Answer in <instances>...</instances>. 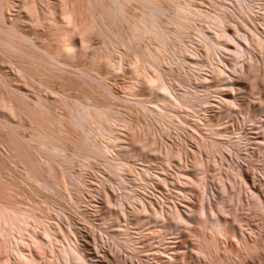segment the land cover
I'll return each mask as SVG.
<instances>
[{
	"label": "rangeland",
	"instance_id": "rangeland-1",
	"mask_svg": "<svg viewBox=\"0 0 264 264\" xmlns=\"http://www.w3.org/2000/svg\"><path fill=\"white\" fill-rule=\"evenodd\" d=\"M49 1L0 0V207L32 208L87 264H264V13H240L238 2L251 0H187L227 13L224 65L209 47L214 31L197 17L188 27L177 23L174 0ZM65 8L75 12L72 25L63 20ZM144 11L160 14L164 36L141 35L135 23ZM70 32L85 51L73 59L57 54ZM21 35L29 38L24 48ZM161 39L162 63L152 57ZM236 48L243 56L233 60ZM137 50H153L142 66L151 62L181 100L206 96L208 106L190 109L201 127L184 118L161 122L143 108L150 103L129 98L137 76L152 71L142 70ZM100 127L124 133V175L151 213L128 199L119 172L92 147ZM184 204L195 209L190 223L177 225L170 213L166 226L157 221L156 210L177 205L184 213ZM203 204L218 211L225 231L203 220Z\"/></svg>",
	"mask_w": 264,
	"mask_h": 264
},
{
	"label": "bare ground",
	"instance_id": "bare-ground-1",
	"mask_svg": "<svg viewBox=\"0 0 264 264\" xmlns=\"http://www.w3.org/2000/svg\"><path fill=\"white\" fill-rule=\"evenodd\" d=\"M44 1H46V0H44ZM47 1H49V0H47ZM174 1H175V3L174 2L173 3L176 4L175 6H177L175 13H176V16L179 17V19H177L179 21H177L175 19L177 21V23L178 22L181 23V25H183V27H188V25H189L188 18L189 17H197L200 21L206 22V26L209 27L212 31H214V35H215V37H212L209 40L211 44L210 43H207V44H208V46L210 44L209 47L210 48L212 47L217 54L221 53L219 55V58L216 59V61L223 63L224 65H229L225 61V58H224L226 55L229 54L227 51L230 50L228 44L226 43V41L229 38L226 37V35H225V33L227 32V25L230 22V19H228L227 13L225 11H221L220 8H216L214 12L203 10L197 6H194V7H196V8H194V7H192L193 4L187 0L184 2H180V0H174ZM52 3L49 4V7H48L49 9H47V10H48V15L51 18H53V20H54L55 19V10H54V6L52 5ZM10 4H12V2H10ZM10 4L7 7L8 9H9V6H11ZM238 5L240 8L239 9L240 13H242L244 15H246L247 13L250 15L251 13H254V12H257L260 14L264 13V4L261 3L259 0H251L245 6L241 1H239ZM67 9L68 8H65V10H67ZM69 9H71V8H69ZM72 10H74V9H71V11ZM65 12L66 13L63 17V20L66 21L65 23H69L72 25V21L74 19L73 14L75 12L72 14L69 10H67ZM9 13L11 14V12H9ZM150 15H152L154 18L150 17ZM44 16H45V14H44ZM152 18L154 19V21L151 20ZM159 18H161L160 14H157V13L153 14L151 12L149 13L147 11H144L142 13V15L139 16V18H138L139 20L136 22L137 24L135 23V26L136 27L138 26L137 28L141 27V29L140 28L138 29V31L141 30V35L142 34L145 35L148 32L147 34L150 37L152 36L150 34H153L154 38L156 37L159 39V38H161V36L163 34L165 35V33H163V30L161 29L162 30L161 31L159 29V25L157 24ZM49 20H50V18H49ZM139 21H140V23H138ZM54 22H56V21H54ZM73 24H75V23H73ZM75 26H77V25H75ZM80 27L82 28V26H80ZM136 27H135V29H136ZM72 28L76 32H78V29H81V28L77 29L76 27H72ZM86 29H88V28H86ZM248 29H249V27H248ZM149 31L151 32L150 34H149ZM202 31H203V29L201 30V32ZM138 33L139 32H137V34ZM199 33L200 32H198V34ZM24 34H26V33H24ZM75 34H73L71 32H70V34H67V35L65 34L66 37L64 38V41H63L65 43V45H64L65 47L57 50V54L64 55V56H67V57H70L73 59V57H77V55H79L80 53L82 54L83 52H85L80 47H78V45H77L78 42H76V40H75L76 38H74ZM252 35L255 36V31H252ZM21 36H23V35H21ZM21 36L19 38H22ZM242 37L244 38V40L249 45L252 46L251 37L249 36L248 33L243 32ZM22 39H25V41L23 40V42H22L20 39L19 41H21L22 43L18 42V44L19 43L22 44V47L28 46L29 43L26 44V40H29V38L27 39L25 36H23ZM164 41H162V39L159 40V42L161 43V44L159 43L160 45L157 44L158 46H160L159 50H156V47L158 48V46L153 45L155 47V48L153 47L155 53H153L152 52L153 50H151L153 55L149 51H148V53H145V50H144V52H143V50L141 51V53L143 52L144 55H143V53L142 54L139 53L138 50H137L138 52H136V53L141 54L140 58L142 56H145V55H149V56L152 55V57L154 59L153 61H158L160 59V54H163V51L161 48H164L163 49L164 51L167 49V47H166L167 43H165L166 41L165 42ZM233 41L236 43V46H239V47L241 46L240 43L236 39H234ZM30 45H29V47H30ZM32 45L34 46L35 44H33V42H32ZM16 46H18V49H19V45H16ZM85 48H87V47H85ZM145 49L148 50L147 48H145ZM236 49H237L236 50L237 53H235L236 56H234L233 60L243 56V53L238 48H236ZM24 50H26V49H24ZM160 50L162 52H160ZM159 52H160V54H159ZM191 55H193V54H191ZM213 55H214V53H213ZM191 57H193V56H191ZM138 58H137V62L141 61L142 59H145L144 57H142L141 59L138 60ZM150 59H152L151 56H150ZM146 60H148V57L146 58ZM183 60L187 61L188 63L192 62V61L189 62L188 60H186V58H184ZM159 62H161V61L159 60ZM217 62H214V61L211 62L212 71L217 72V75H219V74H221V72L223 70H222V68H220V70H217L220 67V65ZM142 63L140 62V64H141L140 66L145 64L143 60H142ZM150 64L153 67V64L151 62H150ZM192 64H198V62H192ZM151 65H149V66L151 67ZM204 65H206V64H201V67ZM137 66L139 67V63H137V65H135V67H137ZM149 66L147 65L146 67H149ZM150 67L148 70L151 69ZM199 67H200V65H199ZM199 67H198V69L196 68V70H200ZM143 68L144 67L142 66V70H143ZM135 69H138V68H135ZM140 69H141V67H139V70ZM153 69H151L152 70L151 76H152V72H153V75L155 73V71ZM139 70H138V73H136L138 75L141 74L139 72ZM148 70L147 69L145 70V68H144L143 71L147 72ZM155 70H156V68H155ZM234 71H236V69H234ZM136 72H137V70H136ZM156 72H158V67H157ZM142 74L145 75V78H143ZM142 74H141L142 78H140L134 74L135 76H137V78L135 77L137 82H135L134 85L131 84L133 86L132 87L130 86L131 89L129 87L130 90L127 88L129 90V94H130L129 95L127 93L129 95V98L130 97L132 98V96H133L137 100L142 99L144 101L143 103H145V102L150 103L149 105L144 104V106H143L142 102L140 103L139 100L137 101L138 104H142L143 108L146 111H148L150 113L152 112V114L158 115L161 118V122L162 121L165 122L166 119H171L172 122L173 121L176 122V125H180L181 122H183L182 118H184V121H186V122H188L190 120L191 121L194 120L193 123H195L196 127H201L202 124L199 122V118L193 117L192 113L190 112V109H193L196 106L197 107L198 106H208L207 104L210 101L206 98V96H202V97L198 98L199 100L196 103L193 102L194 99H189V98H188V100L183 99L184 100L183 101L179 97L180 95L178 96L177 93L174 92L175 90L171 88L172 85H169L168 84L169 82L168 83L166 82L170 79L167 80L165 78L166 76L164 77L163 74L160 75V72L155 73L156 75H154L152 77L151 76L149 77L148 72H147L148 75L145 72ZM228 76L230 77V74ZM135 78H134V80H135ZM141 79H144L142 82L146 81L145 82L146 87L142 86L143 83L141 82ZM202 79H203V83H205V84L211 82V79L208 77H203ZM134 80H133V82H134ZM130 81H132V80H130ZM136 87H137V89H135ZM149 93L151 94L150 95L152 97L151 99L146 97ZM188 93L193 96L192 98H194V94L191 91H188ZM172 118L174 120H172ZM111 122H112V120H111ZM212 127L213 126H207L206 128L210 130V129H213ZM99 129L101 130L99 135H98L100 139H99V141L97 140V142H96L93 139L94 137L90 136L91 139H93V142H91V143H93V146H92V144H91V146L96 149L95 152L98 151L101 153V155L103 154V156L111 162L110 164L112 165V167H114L116 169V171L119 172L120 176L123 179V181L121 182V183H123L122 187L124 189H126V193H127L126 195H127L128 199L129 198H131L133 200L138 199V197H140V196H137L134 185L131 184L130 181L128 180V178L124 175V173H125L124 172V169H125L124 166L127 163L124 162L123 160H121L122 156L120 157V155L122 153V152L120 153V150L122 147L121 142L124 140L122 135L124 133L119 131V130H114V129L108 130V128H106V127H103V128L100 127ZM218 138H222V137H218ZM94 142H96V143H94ZM141 178H142V181L146 182L143 177H141ZM241 179H243L242 181H244V183L246 182V180L243 176ZM204 185H206V184L202 185L203 189H205ZM203 192H204V190H203ZM139 202H140L141 209L143 210V212L151 213L149 206H148L147 202L144 201V199H140ZM184 205L186 206V209H184V211H185L184 213L181 212L180 207L177 205L174 207L171 206L172 207L171 210L164 209L163 212H161L160 210H156V212L154 214L157 218V221L162 222V225L166 226V224H164V223L166 221H168V217H169V213H170V215L172 214V220H174V222L177 225H181L184 222L190 223V221L192 220L191 218L193 217L192 216L193 211L195 209L189 204H184ZM1 207H0L1 208L0 209V221H1V224H0V264H49L50 261H51L50 263L53 262V264H87V259H86V257L83 256L81 251L77 250V248H75L71 244H65V243L61 242L60 238L58 237L57 232L53 229V227L51 225H47L46 223H44L45 220H39V218L37 217V214L34 212L32 213V210L29 211L32 208H29V210L27 208V210H25V209H23L24 207L21 208V206L19 207L18 205L15 206V205H10V204H8V205L5 204ZM201 207H202V209L200 210V212H201L200 215H203L204 221H210L211 224H213L214 227H216V230L217 231L219 230V232L226 230L225 223H224L225 221H223L221 219V217L219 216V213H217L218 211H215L216 209L214 210V207L213 208H212V206L209 207L210 211L206 208V206H204V204ZM201 220H202V218H201ZM198 222L200 223L199 220H198ZM201 224H202V222H201ZM37 227L42 228L41 229L42 232H39L40 230H38L39 228H37ZM134 247H135V245H134Z\"/></svg>",
	"mask_w": 264,
	"mask_h": 264
}]
</instances>
